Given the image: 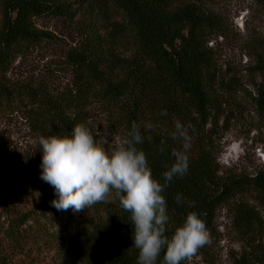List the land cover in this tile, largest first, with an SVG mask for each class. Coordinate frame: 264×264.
<instances>
[{"label":"trees","instance_id":"trees-1","mask_svg":"<svg viewBox=\"0 0 264 264\" xmlns=\"http://www.w3.org/2000/svg\"><path fill=\"white\" fill-rule=\"evenodd\" d=\"M209 2L0 0V116L20 114L37 138L69 135L79 123L94 135L90 110L96 109L118 142L136 122L146 137L138 147L157 179L172 163L170 152L179 144L166 132L145 131V123L167 131L177 120L191 125L188 171L173 178L164 192L170 216L166 235L171 236L193 211L210 231L222 209L232 229L255 238L264 231L262 216L252 205L264 206V171L252 177L223 176L218 163L232 118L228 116L234 115L241 87L219 73L208 47L220 30ZM256 2L264 6V0ZM44 19L60 20L77 35L58 63L68 79L56 93L8 81L17 61L48 40L36 27ZM258 75L253 104L257 120L264 124V62ZM162 110L166 115H160ZM161 140L167 145L163 152ZM25 190V181H15L9 194L20 198ZM53 199L49 186L26 211L1 208L0 245L16 252L51 247L64 264H136L130 214L120 208L114 193L108 203L85 207L82 213L57 211ZM162 256L163 252L157 264ZM256 256L257 252L244 253L231 264H255ZM4 259L1 264H9Z\"/></svg>","mask_w":264,"mask_h":264},{"label":"rangeland","instance_id":"rangeland-1","mask_svg":"<svg viewBox=\"0 0 264 264\" xmlns=\"http://www.w3.org/2000/svg\"><path fill=\"white\" fill-rule=\"evenodd\" d=\"M208 8L220 22V30L208 47L216 56L219 73L241 87L234 115L232 112L228 116L232 118L222 139L218 163L223 176L252 177L264 171V124L257 120L253 104V83L259 80L258 69L264 62V6L256 0H210ZM36 27L48 35V40L17 61L8 81L56 93L67 86L68 79L58 70V63L64 51L75 45L77 35L60 20H38ZM90 117L96 140L114 147L118 139L110 134L102 113L91 109ZM37 139L20 114L0 116V209L26 211L47 192L49 185L39 179L41 153ZM15 181H25L27 190L13 199L9 191ZM252 205L264 221V206L256 202ZM83 211L86 208L78 213ZM208 233L210 243L187 259V264H231V259L251 251L257 252L259 261L255 264H264V231L255 238L241 234L232 229L229 217L220 209ZM2 250L5 255L0 254V264L1 257L9 264H64L51 247L16 252L0 245Z\"/></svg>","mask_w":264,"mask_h":264},{"label":"clouds","instance_id":"clouds-1","mask_svg":"<svg viewBox=\"0 0 264 264\" xmlns=\"http://www.w3.org/2000/svg\"><path fill=\"white\" fill-rule=\"evenodd\" d=\"M190 128L179 120L171 131L145 123V131L166 132L179 144L171 150L172 163L166 165L160 179L153 177L146 154L138 147L146 137L136 122L114 147L98 142L83 123L74 125L69 135L39 136V179L52 187L56 199L51 205L57 211L77 213L96 203H108L114 193L120 208L130 214L132 247L138 252L136 264H157L162 252L160 264H181L210 243L206 224L195 211L186 214L171 236L166 235L170 216L164 192L173 178L188 171ZM166 146L161 140L159 150L165 151ZM176 202L180 203V194Z\"/></svg>","mask_w":264,"mask_h":264}]
</instances>
